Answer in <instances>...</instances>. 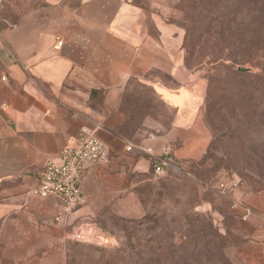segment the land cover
<instances>
[{
  "label": "crops",
  "instance_id": "0c3cea01",
  "mask_svg": "<svg viewBox=\"0 0 264 264\" xmlns=\"http://www.w3.org/2000/svg\"><path fill=\"white\" fill-rule=\"evenodd\" d=\"M1 1L0 264H46L68 233L95 237L93 217L152 172L150 156L129 143L172 145L182 161L200 156L209 138L163 0ZM97 124L108 161L86 170L84 203L56 224L59 202L32 191L46 161ZM238 193L252 210L246 220L237 211L240 255L264 264V190Z\"/></svg>",
  "mask_w": 264,
  "mask_h": 264
},
{
  "label": "rangeland",
  "instance_id": "374dc122",
  "mask_svg": "<svg viewBox=\"0 0 264 264\" xmlns=\"http://www.w3.org/2000/svg\"><path fill=\"white\" fill-rule=\"evenodd\" d=\"M161 11L181 34L177 46L182 50L189 82L201 102L200 116L208 145L200 156L182 160V170L138 177L124 203L106 206L90 219L99 229L95 237L88 241L64 239L55 247L54 254L49 253L46 264H106V260L112 264L114 259L116 264H138V253L143 252L149 257L146 264H157L156 246L167 243L169 251L180 253L184 236L196 239V254L193 256L194 248L190 246L193 257L189 255L187 264H227L209 244L213 239L211 228L230 232L229 256L234 264H246L240 255L246 240L237 232L238 210L233 207V200L221 194L216 182L221 176L230 183L237 181V195L239 191L264 190V95L243 97L210 91L215 85L223 87L234 81L241 86L248 84V78H235L227 68L214 69L216 56L212 50L232 54L234 58L226 62L234 64L236 70L243 66L250 69L246 73L259 71L255 56H242L227 49L263 44L264 0H218L214 4L202 0H163ZM219 14L222 18H218ZM187 31L196 32L194 53L184 45ZM199 34H203L201 39ZM170 117L169 113L168 126ZM259 121L260 124L255 123ZM144 216L150 219L143 225L129 222ZM126 225L133 230V247L128 245ZM106 235L112 237L113 244L101 243ZM120 254L127 259H116Z\"/></svg>",
  "mask_w": 264,
  "mask_h": 264
},
{
  "label": "built area",
  "instance_id": "2783aa9c",
  "mask_svg": "<svg viewBox=\"0 0 264 264\" xmlns=\"http://www.w3.org/2000/svg\"><path fill=\"white\" fill-rule=\"evenodd\" d=\"M62 43L63 41L59 39L58 44L62 45ZM100 127L97 124L93 128H82L76 144L65 146L58 157L48 159L40 183L32 191L41 198L52 197L59 202V209L54 214L56 224H67L73 213L84 203L83 178L86 170L91 166L108 161L110 146L98 136L97 131ZM134 148L150 156L154 162L156 174H164L170 169L182 170V162L174 155L172 145L164 146L160 152L141 143L127 145L128 151ZM236 184L237 181L230 183L224 176L216 182L221 194L233 200V207L236 210L242 208L244 210L243 219H247L252 210L236 194ZM67 237L77 241L89 240L86 233L81 230H74L68 233ZM101 243L109 246L113 244V239L106 235L101 239Z\"/></svg>",
  "mask_w": 264,
  "mask_h": 264
},
{
  "label": "trees",
  "instance_id": "16d2710c",
  "mask_svg": "<svg viewBox=\"0 0 264 264\" xmlns=\"http://www.w3.org/2000/svg\"><path fill=\"white\" fill-rule=\"evenodd\" d=\"M203 2H206L208 4H214L215 2H218V0H202ZM218 18H222V15L219 14ZM217 18V19H218ZM262 25L264 24V22H261ZM261 25V24H259ZM203 36V34H199V39H201ZM198 41V40H197ZM263 44H260V42L258 43V45L255 46H244V48H238L237 49H227V50H233L235 51L234 53L236 54H242V56H246V55H250L252 54L253 56H255L258 59L257 62V66L260 68L259 71L254 72V73H246L244 71H239L236 70V67L234 64H230L226 62V59H231L234 58V56L228 55L226 53H224V50H217V49H213L212 50V54L216 56L215 60L216 63H214V69H219V68H227L229 71V75L234 76L235 78H241L243 80V78H248V84L246 82V86L245 85H239L237 84L235 81L233 82V84L231 85H225V86H218L215 85L214 87H212V89H210V91H214V92H228V93H237L239 95L244 96H248L251 95L249 97H254V95L256 93L260 94V95H264V40L262 39ZM185 48L187 49L188 52H195L196 51V32H189L187 31V35H186V39L184 42ZM233 53V54H234ZM228 57V58H225ZM225 61V62H223ZM223 62V63H222ZM244 81V80H243ZM146 90V89H145ZM236 95V94H235ZM141 100H143V98H136L137 102H141ZM148 101L144 100V105L147 104ZM151 103V102H149ZM255 105V104H254ZM151 111V110H150ZM153 111V110H152ZM146 113V111H145ZM168 114L167 113V117L168 118ZM171 115V114H170ZM171 118V117H170ZM256 124H260L259 122H255ZM207 158L204 157V160ZM189 162H192V160H190ZM155 173L154 171V162L152 161V172L151 173ZM194 215L196 216V211H194ZM148 219H150V217L148 216H144L142 219H140L139 221L136 220H129V222H133L137 225H143L144 222H146ZM212 229V236L213 239L210 241L209 244H213V248L216 250L217 254L225 261V263L227 264H234L232 259L229 256V247H230V232L227 230L225 233L220 232L218 229L215 228H211ZM125 234H126V238L128 241V245L130 247H133L132 242V238H131V233L133 230H130L128 225L125 226ZM181 236V235H180ZM168 241H170V239H167ZM147 240H145L146 242ZM180 253H177L176 251L172 250L169 251L170 249V244H159L161 243V241H158V244L156 246L155 249H157L158 251L156 252V257H155V262L157 264H187V260L189 259V255L191 257V253L189 250V247H193V256H195L196 254V239L184 236V238H182V241H180ZM214 250V251H215ZM120 251L123 252V249ZM119 253V251H118ZM117 253V254H118ZM139 257H138V264H146L147 260L149 261V257L145 256V253H138ZM192 256V257H193ZM191 257V258H192ZM127 259L126 255H122L120 254V256H117L116 259ZM151 259V258H150ZM109 264L110 261L106 260V264ZM112 264H116V261L114 259V262H112Z\"/></svg>",
  "mask_w": 264,
  "mask_h": 264
},
{
  "label": "water",
  "instance_id": "95a60500",
  "mask_svg": "<svg viewBox=\"0 0 264 264\" xmlns=\"http://www.w3.org/2000/svg\"><path fill=\"white\" fill-rule=\"evenodd\" d=\"M239 70H240V71H244V72H246V71H250L249 68H246V67H243V66H240V67H239Z\"/></svg>",
  "mask_w": 264,
  "mask_h": 264
}]
</instances>
